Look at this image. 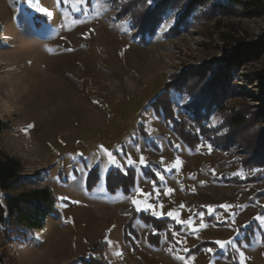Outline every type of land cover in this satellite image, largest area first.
Instances as JSON below:
<instances>
[{"label": "rangeland", "instance_id": "1", "mask_svg": "<svg viewBox=\"0 0 264 264\" xmlns=\"http://www.w3.org/2000/svg\"><path fill=\"white\" fill-rule=\"evenodd\" d=\"M167 1L0 0V151L20 160L23 178L11 193L34 181L49 187L58 211L27 235L0 226V264L264 263V166L240 164L264 133V14L243 16L226 0L189 9L192 0ZM156 10L142 40L136 24ZM227 63V89L203 123L236 142L200 137L192 150L149 103L180 78L211 85ZM169 93L174 112L196 96ZM234 114L248 120L229 131ZM130 209L137 250L122 239ZM148 215L161 223H146ZM147 232L160 236L158 247Z\"/></svg>", "mask_w": 264, "mask_h": 264}, {"label": "trees", "instance_id": "2", "mask_svg": "<svg viewBox=\"0 0 264 264\" xmlns=\"http://www.w3.org/2000/svg\"><path fill=\"white\" fill-rule=\"evenodd\" d=\"M168 3L167 0H164ZM232 5H237L242 9L243 16L246 17H259L264 14V0H226ZM195 0H192L187 8L189 9ZM157 10L153 11L151 15L145 16L136 24V32L144 39L147 34H152L150 31L152 25L154 24V19H156ZM243 46L244 44H239ZM247 49L250 48V46ZM241 52V51H240ZM240 56H235L233 61L240 59ZM233 66L235 62H233ZM222 68L221 73H217L216 77L213 79L211 85L210 82H205L203 76H199L200 80L191 84L189 82L190 78H180L177 81H170L165 85L163 90L154 97V99L149 103V108L163 119L166 126H169L175 135L186 144L190 149L194 150L200 141V137L206 138L208 140H219V143L223 147L230 142H236L235 137L232 133L226 134V136L219 137L214 135L210 128L203 123V121L208 117V115L216 110L214 108L216 105H220L219 96L222 95L226 86V70H230L229 64H225ZM204 75V74H203ZM203 79V80H202ZM184 81V82H181ZM204 81V83H203ZM264 85V84H263ZM187 90L190 93H195L196 96L193 97L189 104L183 106V111L174 112L173 102L170 99V91L181 92ZM197 92L200 95H197ZM264 94V88H263ZM264 101V98H263ZM259 114L264 118V107ZM248 119L244 118L243 115L234 114L229 118V131H236ZM261 142L259 147H256V152H253L247 158H241L240 164L245 170H249L254 167L264 166V133L260 135ZM234 137V138H233ZM221 139V141H220ZM22 171V164L18 158L7 152L0 151V226L5 234L17 233L22 235H27L35 231L42 230L45 225L46 218L50 214L58 213L55 208V203L57 201L56 197L51 193L49 187L40 186L39 184L32 181L31 183L35 185L34 187L21 191L19 193H11V191L22 181V176L20 175ZM261 173V172H260ZM96 175V168H91L88 171L86 177V185L92 184L91 178ZM135 172L133 171V177ZM259 174H254L251 177L232 178L223 180V182L233 181L235 183L250 182ZM264 195V192L261 193ZM131 215L128 220L124 223V230L122 234V239L124 243H130L133 250H137L138 246L134 239H138V232L133 227V220L137 216L133 209L128 210ZM142 216V214H141ZM146 223L155 225L160 224L162 220H156L150 215L146 216ZM251 224L244 228V240L248 241V236L253 234V226ZM163 226V225H162ZM158 226L157 230L160 231L164 227ZM166 238L171 239V235L166 231ZM103 237V235H102ZM158 234L152 235L150 232L146 234V241L151 246H159ZM261 239L264 240V234H262ZM94 247V246H93ZM201 246L198 244L194 247L191 252L197 251ZM93 249V248H92ZM228 257H231L229 254ZM83 264H108L106 260L96 261L92 258H81ZM233 264H238L233 262ZM264 264V263H263Z\"/></svg>", "mask_w": 264, "mask_h": 264}, {"label": "snow or ice", "instance_id": "3", "mask_svg": "<svg viewBox=\"0 0 264 264\" xmlns=\"http://www.w3.org/2000/svg\"><path fill=\"white\" fill-rule=\"evenodd\" d=\"M81 2H83V0H81ZM149 2H150V0H149ZM167 23H170V22H166L165 27L167 26ZM108 155H109L110 160H111L113 163H115V158L112 157L111 153H108ZM139 162H140L141 164L145 163V160H144L143 156L140 157ZM128 163H132L131 159L128 160ZM157 175L159 176L160 174L157 173ZM161 179H163L162 176H161ZM135 191H136L137 193H139L141 190H140L139 188H136ZM169 191H170V190H169ZM131 203H132L133 205H137V210H139L140 201H139L138 199L132 198V199H131ZM146 207H147V208H152V205H146ZM221 207H224V206L222 205ZM210 210H211V209H210ZM125 214L127 215L128 213H125ZM167 214H168L169 216L174 215V213H173L172 211H169ZM257 219H259V220H261L262 222H264V217H259V216H258ZM216 243H217L220 247H224V245H225L226 242H225V241H216ZM208 251L211 252V251H213V249L209 248Z\"/></svg>", "mask_w": 264, "mask_h": 264}]
</instances>
